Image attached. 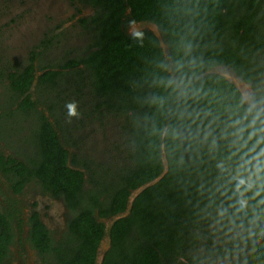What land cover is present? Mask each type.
<instances>
[{
    "label": "trees",
    "instance_id": "1",
    "mask_svg": "<svg viewBox=\"0 0 264 264\" xmlns=\"http://www.w3.org/2000/svg\"><path fill=\"white\" fill-rule=\"evenodd\" d=\"M73 2L93 10L78 22L90 34L85 50L44 64L42 42L27 62L0 65L9 101L0 143L6 123L32 119L22 160L0 150V173L16 194L35 182L71 213L57 239L33 212L32 248L44 264H97L102 220L127 212L132 193L164 172L165 155V176L108 230L102 264H264V0ZM131 22L158 26L167 55L153 31L128 34ZM220 67L251 87L249 100ZM107 113L122 122L120 163L74 155L71 165L59 131L79 149L69 126ZM19 213L0 209V264H10Z\"/></svg>",
    "mask_w": 264,
    "mask_h": 264
},
{
    "label": "rangeland",
    "instance_id": "2",
    "mask_svg": "<svg viewBox=\"0 0 264 264\" xmlns=\"http://www.w3.org/2000/svg\"><path fill=\"white\" fill-rule=\"evenodd\" d=\"M76 5L82 9L81 13L78 12ZM76 5L73 0H0V65L10 68L27 62L30 52L42 42L46 44L40 50L44 53L40 55L44 64L58 65L62 59L76 56L85 50L91 42L90 34L88 31H83L78 22L82 17L93 14V10L89 7L83 8L81 4ZM140 27L128 25L127 33H135ZM215 72L234 82L247 100L251 98V87L237 78L230 69L220 67ZM33 94L36 100L35 89ZM8 103L7 93L0 85V104L8 107ZM39 109L44 108L39 105ZM26 120L32 121L31 118L21 117L16 121L15 118L11 120V126L10 123L5 124L4 128L5 131L8 130V136L6 142L0 144L6 154L20 158L17 154L24 150L27 138L31 137ZM121 124L119 117L107 113L105 116L99 115L89 121L86 120L83 125L77 127V130L70 125L69 132L79 138L77 141L79 149L69 146L67 140L63 138V133L59 131L63 144L71 154L70 164L72 165L74 155L77 156L78 161L89 157L96 162L101 160L110 167L119 164L113 146H119L121 143ZM0 194L1 211L11 212L16 208L20 212L14 222L15 229L19 233L22 232L26 219L35 211L43 214V220L48 225H54L52 232L56 237H60L65 232L64 224L71 215L69 209L67 210L63 199L56 197L54 199L51 195L43 193L35 182L28 185L20 194H15L5 176L0 173ZM108 220L102 221L106 224ZM62 222L64 223L60 228ZM109 243L110 240L106 241L104 247H108ZM31 255L34 258L33 263L41 264L42 260L37 257L38 253ZM24 262H30V259L28 261L24 259ZM9 263L19 264L15 251L12 252ZM196 264H221V262H213L203 257L198 259Z\"/></svg>",
    "mask_w": 264,
    "mask_h": 264
},
{
    "label": "flooded vegetation",
    "instance_id": "3",
    "mask_svg": "<svg viewBox=\"0 0 264 264\" xmlns=\"http://www.w3.org/2000/svg\"><path fill=\"white\" fill-rule=\"evenodd\" d=\"M129 25H133V26H138V27H143L145 24H142V23H136V22H131V23H129ZM141 27L139 28V29H137V31L136 32H138V31H142V29H141ZM144 30V29H143ZM135 32V33H136ZM131 34H133V33H131ZM0 150H2V148H1V144H0ZM6 156H8V154H6ZM19 159H21V158H19ZM22 160V159H21ZM2 174V173H1ZM6 178V177H5ZM7 179V178H6ZM8 181V180H7ZM8 183H9V185H10V182L8 181ZM28 185H30V183L29 184H27L26 186H25V188L28 186ZM10 187H11V185H10ZM24 188V189H25ZM12 189V188H11ZM40 189H41V187H40ZM42 190V192L43 193H45V194H48V195H51L54 199H55V197L51 194V193H49V192H45L43 189H41ZM24 191V190H23ZM12 192H14V190L12 189ZM15 193V192H14ZM16 194V193H15ZM20 194V193H19ZM0 196H1V194H0ZM0 199H1V197H0ZM67 210H68V208H67ZM38 214H39V217H40V219H41V221L44 223V225L50 230V232H51V234L53 235V237L54 238H59V237H56V235L55 234H53V229H54V225L53 226H51V225H48L47 223H46V221L44 222V220H43V214L40 212V211H36ZM68 220V219H67ZM14 222L15 221H13V227H14V230H15V234H16V238H15V242H14V244L11 246V252H13L14 253V251H15V255H16V257H17V260H18V262H19V264H35V263H33V259L34 258H32L31 256V254L32 253H38L37 252V250H35V249H33L32 248V246H31V244H30V242H29V234H30V231H31V223H30V218H28V219H26V221H25V223H24V225L22 226V232L21 233H19L18 232V230L17 229H15V224H14ZM63 223L64 222H62V223H60V228H61V226H63ZM65 225H67V222H66V224H64V228H65ZM62 231H63V229H62ZM63 234V233H62ZM61 234V235H62ZM60 235V236H61ZM15 247V248H14ZM15 249V250H14ZM26 255H28V257L26 256ZM37 257H39L40 258V260H42V258H41V256L39 255V253H38V255H37ZM24 259H27V261L30 259V262H24ZM41 264H44L43 263V260H42V262H41Z\"/></svg>",
    "mask_w": 264,
    "mask_h": 264
},
{
    "label": "water",
    "instance_id": "4",
    "mask_svg": "<svg viewBox=\"0 0 264 264\" xmlns=\"http://www.w3.org/2000/svg\"><path fill=\"white\" fill-rule=\"evenodd\" d=\"M141 29H149L151 31H153V33L158 37V39L160 40V43H161V46L165 52V54L167 55L166 53V50H167V46L166 44L164 43L163 41V38H162V35H161V32L158 28V26H156L155 24H145L143 27H141ZM229 80V79H228ZM231 81V80H230ZM232 82V81H231ZM163 163H164V172L161 174V176H159L158 178H156L155 180H153L152 182L140 187L139 189L135 190L132 195H131V198H130V201H129V205H128V209H127V212L124 213V214H121V215H118L116 217H113L111 219L108 220V223H106V228H107V234L104 238V240L102 241L100 247H99V250H98V257H97V264H102L103 260H104V257H105V252L109 249V246H110V243L108 245V247H104V243L106 241H109V237H108V230L111 228V226L116 222L118 221L120 218H123L125 216H127L129 214V211L130 209L132 208V205L136 199V197L141 194L144 190H146L148 187H151L153 185H155L158 181H160L164 176L165 174L167 173L168 171V163H167V159H166V156L163 155Z\"/></svg>",
    "mask_w": 264,
    "mask_h": 264
},
{
    "label": "clouds",
    "instance_id": "5",
    "mask_svg": "<svg viewBox=\"0 0 264 264\" xmlns=\"http://www.w3.org/2000/svg\"><path fill=\"white\" fill-rule=\"evenodd\" d=\"M183 81H175V80H169L168 84H175L177 87H181ZM67 109H68V115L71 117H77L79 115V113L77 112V106L74 103H69L66 105ZM252 107H255V105L253 104ZM251 110V108H250Z\"/></svg>",
    "mask_w": 264,
    "mask_h": 264
}]
</instances>
